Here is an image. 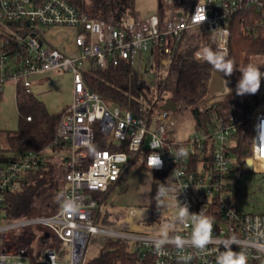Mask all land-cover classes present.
<instances>
[{
  "label": "built area",
  "instance_id": "2783aa9c",
  "mask_svg": "<svg viewBox=\"0 0 264 264\" xmlns=\"http://www.w3.org/2000/svg\"><path fill=\"white\" fill-rule=\"evenodd\" d=\"M164 3L167 7L164 24L160 15H156L115 25L113 20L87 17L68 0H0V100L9 82L32 92L30 77L39 72L70 71L74 78L73 101L63 112L56 140L69 150L54 154L64 163L56 212L17 220L4 219L2 215L5 195L20 189L25 176L43 164V154H24L0 169V264H30L31 249L14 238L16 233L28 229H35L38 234L35 245L45 264H86L93 237L128 242L133 249L147 253L152 264H217V257L225 251L224 243L234 238L231 248L244 252L247 264H264V212H240L239 193L233 187L242 179L243 171L264 175V148L260 140L264 131V77L257 92L259 102L247 112L250 154L242 162L234 153L241 124L237 117L216 116L211 129L196 130L187 141L180 142L176 137L179 122L191 110L177 116L154 107L148 117L149 108L145 111L142 105V113L135 115L107 104L85 83L84 74L118 66L123 61L140 72L143 53L150 50L161 54L159 66L167 72L172 65L174 40L194 30H203L210 36L214 51L227 50L229 55L232 17L246 9L262 13L260 21L264 25V0H164ZM51 28L74 31L71 42L74 52L70 54L50 45L46 30ZM10 38L18 51L13 49ZM257 58L253 65L264 72V56ZM86 62L89 68L85 70ZM221 77L220 90L193 110L204 113L209 105L229 94L224 80L231 89L230 78L223 73ZM142 78L145 86L152 85L149 74ZM96 130L106 136V145L112 149L89 150ZM3 148L0 142V152ZM181 149L186 154L181 155ZM135 153H146L143 163L151 171H170L174 185L158 197L157 208L132 209L122 222L103 223L97 219L99 204L94 194L113 187L121 179L130 155ZM152 153L160 156L162 167L148 166L147 159ZM195 158L200 160L192 168ZM247 162L251 168L245 167ZM166 197H170L173 206L166 202ZM66 200L79 205L77 213L64 212ZM180 204H187L189 212L197 214L201 206H206L204 214L213 218V242L206 248L191 245L190 220L182 223L178 213L167 215L169 210L179 212ZM158 208L161 210L155 213ZM165 233L167 239L160 244ZM177 236L186 241L181 247L173 242Z\"/></svg>",
  "mask_w": 264,
  "mask_h": 264
},
{
  "label": "trees",
  "instance_id": "16d2710c",
  "mask_svg": "<svg viewBox=\"0 0 264 264\" xmlns=\"http://www.w3.org/2000/svg\"><path fill=\"white\" fill-rule=\"evenodd\" d=\"M82 14L96 20H113L115 25H120L129 20H141L135 7V0H68ZM165 6L160 10V18L164 24L166 19ZM261 14L256 9H246L238 12L231 20L230 53L227 58L234 61V72L229 77L231 93L209 105L204 113L193 108L212 97L216 91L213 89L215 75H222L210 64L196 58V52L203 47H209L214 51L212 40L203 30L186 32L180 40L173 42L172 65L164 77H160L158 92H167L168 100L176 107V115L183 116L191 110V118L195 129L209 130L213 127V119L216 116L228 118L233 115L241 124L237 136L238 146L234 153L239 162H242L250 154L249 135L250 126L247 120V112L253 105L259 102L260 97L245 94L238 96L236 86L242 73L239 69L248 64H254L259 56H264V25L260 18ZM15 51L18 48L10 38ZM14 51V53H16ZM158 55V66L159 58ZM160 67V66H159ZM87 87L103 97L109 105H117L125 110L132 111L135 115L142 113V99L147 94L144 92V80L129 62L123 61L118 66H109L102 71L84 74ZM17 106L20 114L19 126L16 131L6 133L3 151L0 152V169L11 162L19 160L24 154L34 152L44 156L43 164L28 173L21 182L20 189L14 193L5 195L2 206L4 219L17 220L31 216H48L41 214L42 206L49 208L58 207L61 198L63 183L64 163L61 160L62 173L56 172L57 166L52 163V155L67 152L69 148L57 143V132L63 112L52 115L45 104L39 101L33 92L28 93L22 86L17 87ZM157 108V106H155ZM154 112V107L149 108L147 116ZM28 117L31 120H28ZM106 145V136L97 130L91 152L109 149ZM112 149V148H110ZM51 153V154H50ZM140 157V153L130 155L129 162L123 167L121 179L125 172L130 169ZM194 159L192 168H196L197 161ZM65 161V160H64ZM252 166V165H251ZM142 169L150 170L145 163ZM153 183L149 207L157 208L158 197L161 189L169 190L174 181L170 171H152ZM120 179V180H121ZM119 182V181H118ZM117 182V183H118ZM116 183V184H117ZM116 184L106 192H96L94 199L98 201L96 209L97 219L103 223L117 224L123 219L125 213L113 214L116 220H108V212L102 213V207L107 203ZM51 213L49 215H52ZM118 218V220H117ZM38 231V230H37ZM14 238L31 249L30 264H45L39 258L35 245L38 234L35 229H28L22 233H16ZM143 254V256H141ZM86 264H152L147 253H141L133 249L128 242L120 240L103 241L98 254L89 259Z\"/></svg>",
  "mask_w": 264,
  "mask_h": 264
},
{
  "label": "rangeland",
  "instance_id": "374dc122",
  "mask_svg": "<svg viewBox=\"0 0 264 264\" xmlns=\"http://www.w3.org/2000/svg\"><path fill=\"white\" fill-rule=\"evenodd\" d=\"M166 4L164 0H135V7L138 11L141 19H147L151 16L160 14V10L164 8ZM66 29L51 28L46 30L48 42L50 45L61 47L65 49V52L72 53L73 47L71 42L73 39V33L64 31ZM49 45V44H48ZM89 68V63L86 62L84 69ZM143 77L148 74L151 76L152 85H146L144 92L147 94L143 97L142 104L145 111L148 108L157 106L162 108L168 101L167 92H158V85L160 77L166 75V71L160 69L158 66V55L150 50L144 52L142 56V68L139 72ZM222 75H215L213 79V89H216V85L221 87ZM32 83V92L39 101H42L47 110L52 115L61 114L73 101V87L74 78L70 71L64 70H48L39 72L30 77ZM17 86L13 82H9L4 86L3 95L0 100V142H5V136L7 132L16 131L19 126V110L17 106ZM155 107V110H157ZM196 132L194 121L191 115H184L179 122L176 137L180 142L187 141ZM146 153L140 155L137 162L128 169L123 178L116 184L114 191L111 193L107 203L102 207V213L108 212L112 214L108 220H116L113 214L125 213L128 211L140 207H149L147 202L150 199V185L152 180L151 170L142 169L141 164L145 159ZM52 163L57 166L56 172L60 174L63 169L61 166L60 157L52 155ZM233 187L239 193L237 200V209L240 212L258 213L264 212V175L255 174L251 171H243V177L240 182L233 184ZM166 202L171 206L173 201L170 197H166ZM60 200V199H59ZM59 203V201H58ZM173 206V205H172ZM56 209L49 208L44 205L41 208L40 213L49 215L55 213ZM206 210V206L203 205L200 211ZM161 209H154L155 213ZM174 213H178V210H169V216H173ZM124 216V217H125ZM123 217V218H124ZM118 220V218H117ZM119 222H122L119 221ZM109 224V223H108ZM103 241L98 237H93L90 240L88 250L86 253L87 260L95 257L102 245Z\"/></svg>",
  "mask_w": 264,
  "mask_h": 264
},
{
  "label": "clouds",
  "instance_id": "9594fccd",
  "mask_svg": "<svg viewBox=\"0 0 264 264\" xmlns=\"http://www.w3.org/2000/svg\"><path fill=\"white\" fill-rule=\"evenodd\" d=\"M227 50L213 51L209 47H204L201 51L196 53V58L210 64L216 71L223 73L224 76H231L235 70L234 61L227 58ZM242 73L240 80L236 86V94L243 96L245 94L255 95L261 87V79L264 77V72H261L260 67L248 64L246 67L239 69ZM224 80V79H223ZM227 81L224 80V85L227 92L230 94L231 89L227 87ZM261 148H264V131L260 133ZM181 155L186 154L181 149ZM147 164L151 168L162 167L163 161L156 153H152L148 156ZM165 189H161L160 194L163 195ZM63 210L66 214H75L79 210V205L73 200H66L63 204ZM182 223L191 221L192 232L190 237V243L197 249H204L208 244L213 242V218L204 214L203 209L197 213H190L187 204L181 205L177 217ZM165 239L159 241L163 244L167 239V233L164 234ZM176 246H183L186 241L177 236L173 239ZM234 238L224 243L225 251L221 252L217 257V264H247V256L244 252L233 251L231 243H234ZM264 247V246H262Z\"/></svg>",
  "mask_w": 264,
  "mask_h": 264
},
{
  "label": "water",
  "instance_id": "95a60500",
  "mask_svg": "<svg viewBox=\"0 0 264 264\" xmlns=\"http://www.w3.org/2000/svg\"><path fill=\"white\" fill-rule=\"evenodd\" d=\"M162 109L164 110V111H170V112H173V113H176V111H177V107H176V105L173 103V102H171V101H167L166 102V104L162 107ZM246 168H251V163L250 162H247V164H246V166H245ZM141 256H143V254H141Z\"/></svg>",
  "mask_w": 264,
  "mask_h": 264
},
{
  "label": "crops",
  "instance_id": "0c3cea01",
  "mask_svg": "<svg viewBox=\"0 0 264 264\" xmlns=\"http://www.w3.org/2000/svg\"><path fill=\"white\" fill-rule=\"evenodd\" d=\"M55 29H57V28H55ZM64 31H67V32H70V33H73V35H74V31L73 30H70V29H66V30H64ZM50 43H51V41H49ZM71 46L73 47V45L71 44ZM58 48H60V49H62V50H64L65 51V49L64 48H61V47H58ZM73 51H74V47H73ZM216 91H218V90H220V85H216ZM151 173V175H152V180H151V185H150V192H151V190H152V183H153V172H150ZM150 200H151V194H150V199H149V201L147 202V204L146 205H149V203H150ZM140 208H143V207H140Z\"/></svg>",
  "mask_w": 264,
  "mask_h": 264
}]
</instances>
